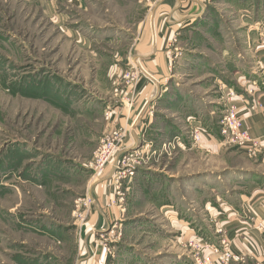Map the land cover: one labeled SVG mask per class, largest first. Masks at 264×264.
Here are the masks:
<instances>
[{
  "label": "crops",
  "instance_id": "1",
  "mask_svg": "<svg viewBox=\"0 0 264 264\" xmlns=\"http://www.w3.org/2000/svg\"><path fill=\"white\" fill-rule=\"evenodd\" d=\"M62 2L77 5V11L95 12L97 5L91 0ZM258 6L256 0H164L151 9L155 13L146 24H134L131 30L79 26V45L102 40L125 43L137 34L141 37L136 57L148 76L139 84L132 105L106 102L110 112L105 131L125 130L123 151L137 150L141 158L133 182L152 183L153 190L151 194L145 188L139 199H128L125 205V198L118 202L113 196L108 206V191L100 187L87 225L80 230L75 227L73 264H193L187 243L209 234L211 244L217 246L218 230L225 233L232 253L244 257V262L233 264L264 263V160L260 156L246 157L253 162L249 167L227 170L223 162L221 168L205 167L181 176L156 165L173 152H160V146L176 137L180 139L176 155H225L219 125L229 91L235 93L232 103L243 128L259 139L264 150V26L259 28L251 16ZM226 34L234 37L226 38ZM172 40L185 42L186 49L171 53L181 60L170 69L166 50ZM116 56L108 72L119 76L122 65L118 62L125 63V56ZM253 83L257 88L250 95L247 91ZM117 91L111 98L114 102ZM193 130L201 134L199 143L191 139ZM12 145L10 159L0 151V178L21 165L23 158V170L32 164L26 144ZM229 147L245 155L241 148ZM132 179L124 181V192ZM109 227L107 243L101 235ZM130 235H136V243L127 239ZM104 244L112 248L113 256L104 253Z\"/></svg>",
  "mask_w": 264,
  "mask_h": 264
},
{
  "label": "rangeland",
  "instance_id": "2",
  "mask_svg": "<svg viewBox=\"0 0 264 264\" xmlns=\"http://www.w3.org/2000/svg\"><path fill=\"white\" fill-rule=\"evenodd\" d=\"M62 1L0 0V151L10 159L12 144L23 143L33 160L27 171L23 170V158L21 165L6 170L0 178V264H73L75 227L80 230L87 225L100 187L108 191L110 201L106 205L110 206L114 197L117 201L113 195V166L123 150L115 153L114 165L112 161L105 165L100 178L90 174L86 166L110 132L105 131L110 112L106 102L132 105L138 86L145 79L130 90L121 77L129 70L130 61L140 63L136 49L141 37L135 33L125 43L102 40L79 45L77 30L82 24L131 30L134 24H146L155 13L151 9L164 0H141L140 4L137 0H91L97 3L95 12L77 11V5ZM256 1L259 6L256 11L251 10V16L261 28L264 0ZM227 37L234 36L226 34ZM168 45L171 69L181 60L171 53H183L186 43L180 45L172 40ZM116 55L125 56V63L118 62L122 65L119 76L108 72ZM115 90L114 102L111 98ZM178 147L156 165L181 176L190 171L201 172L205 167L221 168L223 162L227 170L253 163L234 147L226 146L225 155L217 158L176 155ZM131 181L128 192L121 190L124 205L128 199H139L145 188H150L152 194V183L137 185ZM87 195L93 200L92 206L84 198ZM110 228L101 235L107 243ZM200 236L187 246L213 245L209 239L213 236L204 235V240ZM130 237L127 239L136 243V235ZM106 250V255L113 256L112 248L108 253Z\"/></svg>",
  "mask_w": 264,
  "mask_h": 264
},
{
  "label": "built area",
  "instance_id": "3",
  "mask_svg": "<svg viewBox=\"0 0 264 264\" xmlns=\"http://www.w3.org/2000/svg\"><path fill=\"white\" fill-rule=\"evenodd\" d=\"M148 76V75H147ZM142 71V67L137 61L129 62V70L125 72L121 77L127 83L130 90H134L140 80L147 77ZM257 86L253 83L248 89V94H253ZM235 93L232 91L227 92L225 100V112L220 121L219 135L222 139V143L225 146H235L243 150L245 155L249 158L261 157L264 160V150L260 147L259 139L252 138L243 128V123L236 106L232 103ZM124 129H115L110 131L106 137L101 141V145L95 152L92 161L86 166V169L93 174L95 177L100 178L104 174V167L110 161L114 165V155L118 151L120 152L125 139ZM191 138L194 143L201 141V134L198 130L191 132ZM180 139L173 138L170 141L164 142L159 150L160 152H169L175 150L179 146ZM122 154L118 162L114 167V186L113 195L116 194L118 202L123 200V186L124 181H130L134 176L135 170L137 169L141 160L137 150L135 151H121ZM110 163V164H111ZM112 167V168H113ZM89 205H93V200L87 195L84 197ZM77 211V202L76 207ZM77 217V212L74 213ZM220 235L219 243L217 246L210 244L193 245L188 244V247L192 252L193 264H233L237 262H244V257L235 256L230 248V242L225 237V233L222 230H218ZM105 245V244H104ZM107 253L110 252L111 248L107 245ZM264 264V263H263Z\"/></svg>",
  "mask_w": 264,
  "mask_h": 264
}]
</instances>
